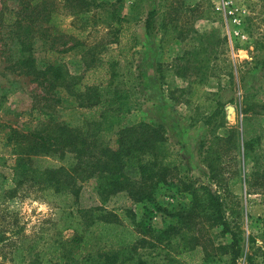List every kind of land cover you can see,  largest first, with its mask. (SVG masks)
Returning a JSON list of instances; mask_svg holds the SVG:
<instances>
[{
  "label": "rangeland",
  "instance_id": "rangeland-1",
  "mask_svg": "<svg viewBox=\"0 0 264 264\" xmlns=\"http://www.w3.org/2000/svg\"><path fill=\"white\" fill-rule=\"evenodd\" d=\"M95 1L102 5L88 26L68 3L28 50L18 37L23 28L0 20V264H16L17 249L24 263L43 264L58 254L57 242L72 238L62 215L76 207L47 198L41 184L13 170H37L47 160L73 166L72 154L49 144L64 126L84 128L79 104L91 96L117 97L120 105L87 127L94 133L87 139L98 144L90 161L101 143L115 147L120 128L146 124L137 129L147 157L158 170L168 168L153 184L152 200L135 202L121 192L90 204L120 212L125 225L134 219L158 231L176 226L172 255L180 243L197 245L173 264H264V184L256 183L264 176H252L264 172V0H230L224 10L212 0ZM4 5L15 9L18 0H0V10ZM38 134L47 145H32ZM257 137L254 151H244V142ZM124 172L140 179L135 165ZM192 182L225 206V221L239 232L235 260L218 247L230 233L208 215L192 214Z\"/></svg>",
  "mask_w": 264,
  "mask_h": 264
},
{
  "label": "trees",
  "instance_id": "trees-1",
  "mask_svg": "<svg viewBox=\"0 0 264 264\" xmlns=\"http://www.w3.org/2000/svg\"><path fill=\"white\" fill-rule=\"evenodd\" d=\"M64 2L65 0H18L15 9L7 5L2 7L0 20L23 28V31L18 33V37L24 49L28 50L27 46L35 37L45 38L47 27L52 24L55 27L56 18L62 14L61 8L63 9L68 3L70 4L69 11L84 26L89 25L92 14H96L95 9L102 5L101 2L95 0H68L65 4ZM93 98L94 96H91L90 100L79 104L84 128L64 126L60 128L59 134L52 135V139L56 142L49 144L65 153L72 154L75 161L73 166L68 168L55 166L47 160L45 161L46 166L36 165L37 170H22L21 174L19 170H13L16 176H21L24 180L33 178L41 184L40 188L47 198L60 197L68 202L69 206L76 207L75 212L68 210L62 215L64 220L62 228L72 229L74 231L72 238L69 241L57 242L58 244L53 246V252L58 251V254L52 256L50 260H44L43 264H173L179 261L178 258H182L189 250H193L197 243L190 240L191 248L180 243L176 246L175 255H172L170 249L179 232L176 226H168L158 231L149 224L146 225L141 221L135 222L134 219L125 225L118 221L120 212L108 210L102 204L93 205L88 202L98 197L101 203H104L109 196L121 192L126 193L135 202L152 200L153 184L161 179L164 180L163 176L168 168L164 163V166L158 170L157 160L147 157L151 153L145 150L147 140L137 129L139 126L146 127V124L120 128L115 147L110 146L109 143H101L99 157H96L93 162L90 161L92 149L98 144L94 145L95 142L92 139H87V135H94L88 132L87 127L97 124L105 111L120 105L117 97L97 100ZM150 132L154 135L156 130L151 129ZM34 137L38 141H32L33 146H39L40 141L41 145H47L48 137L39 134ZM159 140L162 141L163 136H158ZM259 142V137L245 141L244 151L252 153L254 145ZM85 154L88 156L87 161L81 158ZM32 159L37 160L38 157H32ZM134 165L140 174V179L137 181L130 179L124 172L125 167ZM185 169L186 166H182V170ZM253 174L254 176L259 175L255 176L256 180L264 176L263 170H255L252 176ZM142 183H150V185ZM193 183L190 185V192L195 201L192 214L194 216L201 213L208 215L211 225L221 224L223 233H230L231 240L219 244L218 247L224 250L223 253L230 255L232 260H235L239 255V232L234 231L225 221V206L219 202V197L214 191L206 187H195ZM256 183L264 184V178ZM126 212L131 213L130 210ZM176 214H180L182 222L189 225V220L183 212H176ZM124 219H127V216ZM109 245L110 247H107ZM20 252V249H17L14 253L17 256L14 257L16 264H27L21 260ZM41 255L40 253L39 256Z\"/></svg>",
  "mask_w": 264,
  "mask_h": 264
},
{
  "label": "built area",
  "instance_id": "built-area-1",
  "mask_svg": "<svg viewBox=\"0 0 264 264\" xmlns=\"http://www.w3.org/2000/svg\"><path fill=\"white\" fill-rule=\"evenodd\" d=\"M229 1L230 0H212V3H214L215 9H217V10H219V9L224 10L226 3H228ZM234 21H235V19H234Z\"/></svg>",
  "mask_w": 264,
  "mask_h": 264
},
{
  "label": "bare ground",
  "instance_id": "bare-ground-1",
  "mask_svg": "<svg viewBox=\"0 0 264 264\" xmlns=\"http://www.w3.org/2000/svg\"><path fill=\"white\" fill-rule=\"evenodd\" d=\"M231 112V111H230Z\"/></svg>",
  "mask_w": 264,
  "mask_h": 264
}]
</instances>
